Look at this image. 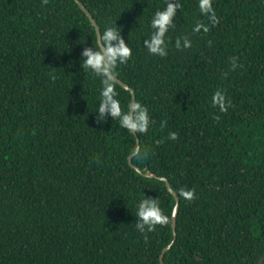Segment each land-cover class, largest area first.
Masks as SVG:
<instances>
[{
  "label": "trees",
  "instance_id": "obj_1",
  "mask_svg": "<svg viewBox=\"0 0 264 264\" xmlns=\"http://www.w3.org/2000/svg\"><path fill=\"white\" fill-rule=\"evenodd\" d=\"M81 1L131 46L116 76L151 124L97 121L103 84L83 67L97 29L76 0H0V264H163L174 240L166 264H264V0H213L214 26L199 0ZM167 3L181 8L160 57L144 41ZM113 87L126 111L132 92ZM144 198L169 220L142 234Z\"/></svg>",
  "mask_w": 264,
  "mask_h": 264
},
{
  "label": "clouds",
  "instance_id": "obj_2",
  "mask_svg": "<svg viewBox=\"0 0 264 264\" xmlns=\"http://www.w3.org/2000/svg\"><path fill=\"white\" fill-rule=\"evenodd\" d=\"M47 2V0H45ZM177 8H181L180 4L167 3L163 10H158L151 20V38L145 39L144 45L148 52L160 57L168 55V41L166 39L168 29L174 27L173 18L176 15ZM199 10L202 14L207 15L214 26L217 24L218 18L213 8V0H199ZM120 28L117 25L109 26L103 31H97L95 48L85 49L83 52V67L91 70L95 76L101 78L103 88L100 92V103L97 109L99 113L98 122L103 121L105 115H110L115 120H119L121 128L127 129L130 133H146L151 124L149 110L140 103L131 104L126 111L122 110L119 101L116 99L117 93L114 90V82L116 80L115 69L118 64H126L132 57V48L121 36ZM201 29L207 32L209 28L203 24H197L193 29L199 32ZM101 42L103 47H101ZM192 46L191 41L185 37L183 41L177 39L175 47L179 49H187ZM236 59L232 60V67H237ZM213 107H218L220 112H227L231 102L226 100V95L221 91H216L212 97ZM169 139L175 141L178 138L176 132H170ZM188 199H193L194 191H186L183 193ZM136 228L142 234L151 232L157 225L168 223V216L160 206L159 199L144 198L140 201L136 213Z\"/></svg>",
  "mask_w": 264,
  "mask_h": 264
},
{
  "label": "water",
  "instance_id": "obj_3",
  "mask_svg": "<svg viewBox=\"0 0 264 264\" xmlns=\"http://www.w3.org/2000/svg\"><path fill=\"white\" fill-rule=\"evenodd\" d=\"M78 2V4L81 6V8L84 10V12L88 15V17L90 18L92 24L96 27L97 31H101L100 29V26L98 24V22L96 21V19L93 17L92 13L90 12V10L85 6V4L81 1V0H76ZM101 47H103V44L101 42ZM116 81H118L123 87H125L126 89L130 90L132 92V96H133V99H132V104H136V96H135V91L132 87H130L127 83H125L123 80H121L120 78H118L116 76ZM137 136L138 134L135 133ZM140 148H141V144H140V140L138 138V146H137V149H136V152L135 154H137L139 151H140ZM132 157L133 156H130L129 158V161H130V164L137 170L141 171L137 166H135L132 162ZM142 172V171H141ZM145 176L147 177H157L156 174H153L151 171H148L146 173H143ZM163 180L166 181L167 183V187L168 189L173 193L175 199H176V206L174 208V213H173V227H174V230H175V234H176V230H177V218H178V214H179V209H180V198L177 194V192L173 189L170 181L167 179V178H164L162 177ZM176 239V237H175ZM175 240L170 244L168 245L164 250H163V253H162V256H161V259H162V263L163 264H166L165 263V255L166 253L172 248L173 244H174Z\"/></svg>",
  "mask_w": 264,
  "mask_h": 264
}]
</instances>
